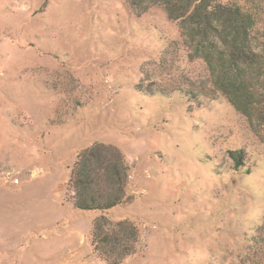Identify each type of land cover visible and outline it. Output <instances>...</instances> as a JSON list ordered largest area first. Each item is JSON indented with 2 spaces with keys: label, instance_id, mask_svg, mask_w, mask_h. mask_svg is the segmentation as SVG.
<instances>
[{
  "label": "rangeland",
  "instance_id": "rangeland-1",
  "mask_svg": "<svg viewBox=\"0 0 264 264\" xmlns=\"http://www.w3.org/2000/svg\"><path fill=\"white\" fill-rule=\"evenodd\" d=\"M219 1L264 33V0ZM208 86L160 6L0 0V264H108L100 216L137 230L119 264H264V129ZM96 143L122 154L124 199L80 211L71 170Z\"/></svg>",
  "mask_w": 264,
  "mask_h": 264
},
{
  "label": "trees",
  "instance_id": "trees-1",
  "mask_svg": "<svg viewBox=\"0 0 264 264\" xmlns=\"http://www.w3.org/2000/svg\"><path fill=\"white\" fill-rule=\"evenodd\" d=\"M129 7L145 12L163 8L177 21L181 44L189 59L202 61L208 72L209 90L223 96L250 127L264 129V33L260 19L250 10L219 0H126ZM263 31V30H262ZM236 166L242 152H230ZM128 167L119 150L93 144L78 155L71 170L74 207L80 211H108L122 203ZM258 234L264 231L259 226ZM259 236V235H258ZM91 242L108 264H119L134 252L137 230L127 220L95 219Z\"/></svg>",
  "mask_w": 264,
  "mask_h": 264
}]
</instances>
